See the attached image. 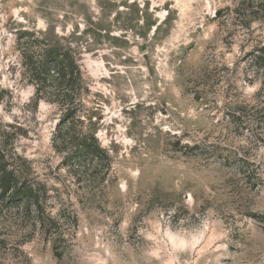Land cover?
I'll return each instance as SVG.
<instances>
[{"label": "rangeland", "instance_id": "1", "mask_svg": "<svg viewBox=\"0 0 264 264\" xmlns=\"http://www.w3.org/2000/svg\"><path fill=\"white\" fill-rule=\"evenodd\" d=\"M235 1L0 0V140L62 238L0 188V264H264V142L232 118L264 88L244 56L264 21L215 16ZM26 31L76 58L97 179L52 146L64 112L26 80Z\"/></svg>", "mask_w": 264, "mask_h": 264}, {"label": "trees", "instance_id": "2", "mask_svg": "<svg viewBox=\"0 0 264 264\" xmlns=\"http://www.w3.org/2000/svg\"><path fill=\"white\" fill-rule=\"evenodd\" d=\"M215 16L232 17L233 23L249 37L253 22L264 21V0H237L232 7L218 9ZM25 34L28 37L20 45L21 66L27 82L34 87V97L37 102L46 100L54 103L64 112L52 138V146L63 153L64 166H82L85 170L83 175H91L97 179L108 162V155L100 147L94 132L81 133L76 130L77 123L82 125L86 118L91 121V117L78 114L84 82L76 58L70 48L59 41L39 37L35 31H26ZM252 41L255 44H251L250 51L244 56L251 58L250 65L263 76L264 41L258 37ZM240 109L237 110V116H232L238 120L237 128L252 130L248 136L249 143H263L264 88L253 95L251 104ZM193 146H187L189 151ZM11 158L0 140V188L7 203L17 206L23 203L26 209L23 216H26L27 221L31 219V205H34V217L45 227V232L54 237L58 236L57 240L62 239L61 233H58V218L44 213L40 189L21 179L17 169L10 163L13 160H8ZM53 249L55 254L61 255L57 247L53 246Z\"/></svg>", "mask_w": 264, "mask_h": 264}]
</instances>
